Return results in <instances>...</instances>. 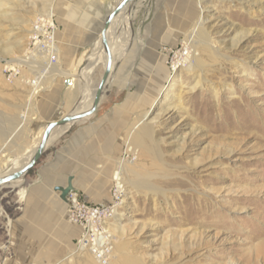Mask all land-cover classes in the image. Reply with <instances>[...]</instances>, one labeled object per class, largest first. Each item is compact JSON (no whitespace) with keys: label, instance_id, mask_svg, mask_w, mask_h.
<instances>
[{"label":"rangeland","instance_id":"rangeland-1","mask_svg":"<svg viewBox=\"0 0 264 264\" xmlns=\"http://www.w3.org/2000/svg\"><path fill=\"white\" fill-rule=\"evenodd\" d=\"M84 1L0 0V173L101 82L105 52L94 53L93 61L89 56L120 0H92L97 14ZM177 2L131 5L122 37H111L118 57L124 55L99 115L63 127L68 132L60 135L98 118L107 126L120 114L115 167L93 176L106 182V205L117 206L105 225L110 259L87 251L72 256L79 229L68 222L66 205L57 208L59 222L41 243L19 238L17 222L24 220L28 184L41 158L24 179L0 189V264H264V0H193L192 18L188 3L184 10ZM162 12L165 23H156ZM83 17L101 23L84 25ZM198 17L207 41L189 47L184 61L183 40ZM51 33L54 51L48 53L37 43ZM87 60L96 62L82 80ZM144 179L147 187L138 186ZM73 191L87 201V191Z\"/></svg>","mask_w":264,"mask_h":264},{"label":"crops","instance_id":"crops-1","mask_svg":"<svg viewBox=\"0 0 264 264\" xmlns=\"http://www.w3.org/2000/svg\"><path fill=\"white\" fill-rule=\"evenodd\" d=\"M185 1L181 0L183 9L185 8ZM84 3H86L87 9L91 14L98 13V11L96 12L94 1L91 0L89 3L84 1ZM176 6L180 7V0H178ZM159 12H153V16L155 17L156 14L159 16ZM160 15L161 18H156L155 21L156 23L163 24V22L165 23L163 20V12ZM106 18L102 21L101 31L103 30ZM79 22L84 25L101 23L97 18H84ZM101 103L96 113L91 117L99 115ZM101 117H105V115L103 114ZM110 119L111 121L107 126L103 124L104 119L98 118L96 122L74 130L71 135L65 138L61 136L68 132V130L61 136L59 135L60 137L58 136V139L53 138L54 141L48 146L42 156L41 163L36 168L34 178L28 184L24 220L17 222L18 236L20 239H25L28 245L32 243L35 246L37 243H41L47 233L51 232V226L59 222L61 210L57 208L66 205L68 210L62 190L70 186L72 188H81L87 191L85 195L89 204H109L106 182L101 180L95 182L93 176L102 173L111 174L112 168L114 169L115 167L116 140L114 126L115 120H120V114L116 113ZM106 164H109L107 170L104 167ZM75 226L79 229V234L76 239L77 243L82 229L78 225ZM77 228H69L72 235L77 232Z\"/></svg>","mask_w":264,"mask_h":264},{"label":"bare ground","instance_id":"bare-ground-1","mask_svg":"<svg viewBox=\"0 0 264 264\" xmlns=\"http://www.w3.org/2000/svg\"><path fill=\"white\" fill-rule=\"evenodd\" d=\"M120 1H122V0H120ZM250 2H252V1H250ZM186 3H188V6H187V10H188V16L189 17H194L195 15H194V11L193 10H191V9H193L192 8V5H193V0H186ZM199 3V2H198ZM185 5H187V4H185ZM191 8V9H190ZM130 13H131V5H127L125 8H123V10L119 13V15L113 20V24H112V27H111V30H110V33H109V36H108V42H109V47H110V52H111V55H112V57H113V63H112V74H114L117 70H118V63H119V61L121 60V58L123 57L122 55H124V54H122L121 55V57L119 58L118 57V55H117V51L119 50V46L118 45H114V43H113V40H112V35L114 36H116V38H119L121 35H122V33L127 29V27L125 26V24H123L124 22L123 21H126V19L128 18V17H131V15H130ZM201 16V15H200ZM51 18V13H49V19ZM200 19H201V17H198V22H196V23H194L193 24V26H192V28H191V30H190V32L188 33V34H185L186 36H185V39L183 40V44L185 45V47H186V50H187V54H186V58H185V60L184 61H187L189 58V54H190V51H189V47H196L198 44H199V42H200V40L201 41H205L206 40V34L204 33V31H203V28H199V30L197 29V27H198V25H199V22H200ZM130 20V19H129ZM128 20V21H129ZM191 21V20H190ZM204 21V20H203ZM116 25L118 26L117 28H116ZM197 29V30H196ZM115 30H117L116 31V33L114 34V31ZM194 31H196V33L194 34ZM55 33V32H54ZM196 35V36H195ZM122 37V36H121ZM51 38H53V33H51ZM182 41V40H181ZM207 41V40H206ZM54 44H55V42H53ZM118 46V47H117ZM116 48H117V50H116ZM45 51V50H44ZM54 51V50H53ZM100 51H103V52H105V56H106V58H107V62H108V54H107V51H106V49H105V47H104V45H103V43H102V39H101V43H100V45H98V47H95V49L92 51V53L90 54V56H89V58L93 61V54L94 53H99ZM41 53H42V51H40ZM46 52V51H45ZM41 53H39V54H41ZM55 53V52H54ZM52 56L53 55H55V54H51ZM115 55H117L116 57H115ZM52 56L50 57V63H51V58H52ZM36 57H37V55H36ZM180 58L179 59H177V60H175L174 61V64H173V69H176L177 68V66L178 65H180ZM88 60H87V63L85 62L84 64H83V66L81 67V69H80V77H81V79L83 80V74L86 76V73L88 72V70L93 66H95V62H94V64H92V65H89L88 64ZM102 62V61H101ZM21 63H23L22 61H21ZM100 63V62H99ZM181 63H183L182 61H181ZM52 64V63H51ZM189 68H190V65H189ZM86 80H88V78H86ZM84 83H86V82H84ZM97 90V89H96ZM96 90L95 91H93L92 92V94L89 96V98H87V100L85 101V103L83 104V105H81V106H76L75 107V112H76V114H79L80 112H85V111H88L92 106H93V103H94V99H95V95H96ZM46 128V127H45ZM64 129H62V128H59V129H57L54 133H53V135H52V137H51V140H52V142L54 141L53 140V138H58V136L59 135H61L63 132H65V131H63ZM144 130H145V134L148 132L149 133V128H144ZM143 130V131H144ZM44 131H45V129H44ZM44 131H43V133H44ZM43 133H42V135H41V137H40V139L38 140V143H37V145L35 146V148L28 154V155H26V156H24V157H22V158H17V159H14L13 160V162H12V164L11 165H9V167H7V170L6 171H3V172H1L0 173V177L1 176H7V175H9V174H13V173H15V172H19L20 170H22L23 168H25L27 165H28V163L30 162V160L32 159V157H33V155L35 154V152L37 151V149H38V147H39V145H40V143H41V140H42V138H43ZM144 137H145V135H144ZM144 137H142V139L144 138ZM120 165H121V169H122V166H123V162L122 163H120ZM20 180H22V179H20ZM19 180V181H20ZM122 172L120 171V170H118L116 173H115V175H114V181L116 182V187H117V193L118 194H120V192H122V189H123V186H122V184H121V182H122ZM19 181H16V182H19ZM16 182H12V183H16ZM11 184V183H10ZM137 185L138 186H141V187H147V182H146V179H144V180H142L141 182H139V183H137ZM115 208H117V206H115ZM114 212H116L115 210H114ZM81 251H84V250H74L73 252H72V256H74V255H76L77 253L79 254V253H82ZM85 251H87V250H85ZM87 252H89V251H87ZM93 254V253H92Z\"/></svg>","mask_w":264,"mask_h":264},{"label":"built area","instance_id":"built-area-1","mask_svg":"<svg viewBox=\"0 0 264 264\" xmlns=\"http://www.w3.org/2000/svg\"><path fill=\"white\" fill-rule=\"evenodd\" d=\"M54 41L51 39L41 46L46 52L52 53ZM43 45V46H42ZM38 48V47H37ZM54 55L51 60H53ZM117 188V187H115ZM117 190L115 191V193ZM114 195L116 196V194ZM67 220L71 224L78 225L82 229L81 235L76 243V250H87L103 262H107L112 253L113 245L106 230V220L114 213L115 203L111 205H92L82 200L73 190L67 195Z\"/></svg>","mask_w":264,"mask_h":264},{"label":"water","instance_id":"water-1","mask_svg":"<svg viewBox=\"0 0 264 264\" xmlns=\"http://www.w3.org/2000/svg\"><path fill=\"white\" fill-rule=\"evenodd\" d=\"M135 2H137V0L120 1L116 5V7L112 10V12L107 16L104 22V27H103V30L101 31V39H102V43L108 54V62L105 67L101 82L96 90V95H95L93 106L88 111L80 112L79 114H76L75 109H74L69 115L64 116L60 120L48 123L43 133V138L41 140V143L37 151L33 155L32 159L28 163V165L22 170H20L19 172H15L7 176H1L0 177V189L9 185L12 182H16V181H19L20 179H24L29 174V172L35 167L37 162L42 158L48 146L52 143L51 137L57 129L63 128V127H71L77 122L88 119L96 113L99 107V104L101 103V99L107 89V85L109 84V81L112 79V76H113L112 74L113 57L111 55L109 42H108V36H109L110 30L113 24V20L119 15V13L123 10V8H125L127 5L134 4ZM72 190L73 188L71 186L67 189L62 190L63 198L65 200H67V195Z\"/></svg>","mask_w":264,"mask_h":264}]
</instances>
